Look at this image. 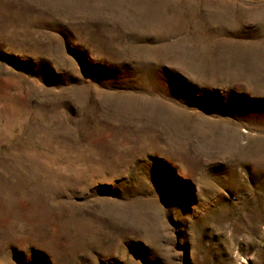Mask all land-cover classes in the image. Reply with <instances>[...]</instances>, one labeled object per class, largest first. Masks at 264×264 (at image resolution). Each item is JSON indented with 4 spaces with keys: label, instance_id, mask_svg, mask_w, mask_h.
Listing matches in <instances>:
<instances>
[{
    "label": "rangeland",
    "instance_id": "obj_1",
    "mask_svg": "<svg viewBox=\"0 0 264 264\" xmlns=\"http://www.w3.org/2000/svg\"><path fill=\"white\" fill-rule=\"evenodd\" d=\"M0 264H264V0H0Z\"/></svg>",
    "mask_w": 264,
    "mask_h": 264
}]
</instances>
